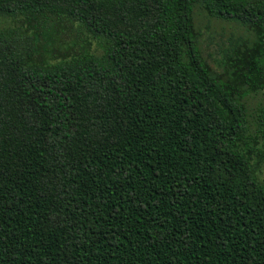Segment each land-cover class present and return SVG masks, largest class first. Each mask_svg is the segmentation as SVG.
I'll return each mask as SVG.
<instances>
[{"label": "trees", "instance_id": "obj_1", "mask_svg": "<svg viewBox=\"0 0 264 264\" xmlns=\"http://www.w3.org/2000/svg\"><path fill=\"white\" fill-rule=\"evenodd\" d=\"M199 16L244 33L210 61ZM0 20V264H264V0Z\"/></svg>", "mask_w": 264, "mask_h": 264}, {"label": "rangeland", "instance_id": "obj_2", "mask_svg": "<svg viewBox=\"0 0 264 264\" xmlns=\"http://www.w3.org/2000/svg\"><path fill=\"white\" fill-rule=\"evenodd\" d=\"M197 24L203 34L202 46L205 56L210 61L222 58L221 47L230 45V41L233 38L244 33L242 29L237 28L234 24L216 21L214 19L210 20L203 16L198 17ZM13 25V22L9 20H0V30H5ZM248 105L252 116L251 123H253V118H255L264 106V93L250 97L248 99Z\"/></svg>", "mask_w": 264, "mask_h": 264}]
</instances>
